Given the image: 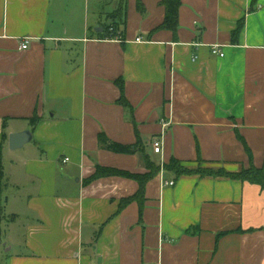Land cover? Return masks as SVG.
<instances>
[{"label": "crops", "instance_id": "crops-1", "mask_svg": "<svg viewBox=\"0 0 264 264\" xmlns=\"http://www.w3.org/2000/svg\"><path fill=\"white\" fill-rule=\"evenodd\" d=\"M161 1L0 0V264H264L258 184L162 171L121 207L137 180H90L148 172L100 134L233 172L250 164L240 135L264 164V0H181L176 33Z\"/></svg>", "mask_w": 264, "mask_h": 264}, {"label": "trees", "instance_id": "trees-1", "mask_svg": "<svg viewBox=\"0 0 264 264\" xmlns=\"http://www.w3.org/2000/svg\"><path fill=\"white\" fill-rule=\"evenodd\" d=\"M257 0H254V3ZM160 4L164 7L165 10V19L162 25L160 26L163 29H170L176 33L179 26V8L181 5V0H162ZM137 9L140 12H144V6L141 0H137ZM117 25V24H116ZM113 26V32L107 30L106 38L115 37L118 34L117 26ZM242 23L239 24L237 30L234 32V38L238 35L241 29ZM121 89L123 90L122 82H118ZM119 102L125 106H128V102L125 97L122 95L119 99ZM242 143L244 144L245 150L249 156L250 164L248 167H242L239 171H228L224 168L220 170H216L213 167H192L189 165H185L182 161L177 158H171L168 163L164 164V170L167 172H172L176 177L182 176H199L201 178L204 177H224L230 178L234 180H239L243 182H250L253 184H258L264 189V164L261 167H257L253 162V153L246 143V141L239 135ZM99 145L103 149H107L116 153H126V154H139L142 159L146 161L148 172L146 174H132L128 171L119 170L116 168H108V167H98L96 173L91 177L90 180H94L96 178L102 176H123L127 178H132L137 180L140 183V188L138 192L130 198L123 200L121 205L125 206L132 200H138L141 204H143L144 199V185L145 182L149 179L153 178L155 175L160 173L159 170L154 169V165L150 155L145 152L144 147L141 143H137L134 145H124L121 143L111 141L106 135H99ZM2 144L0 143V194H1V179L3 177V162H2ZM198 163H209L202 158H198Z\"/></svg>", "mask_w": 264, "mask_h": 264}, {"label": "built area", "instance_id": "built-area-1", "mask_svg": "<svg viewBox=\"0 0 264 264\" xmlns=\"http://www.w3.org/2000/svg\"><path fill=\"white\" fill-rule=\"evenodd\" d=\"M113 30H114V27H113V26H110V27H109V31H110V32H113ZM118 37H119V36H118ZM140 40H141V38H137V41H140ZM30 42H31V40H30L29 38H24V39L21 41L20 49H21V50H26V49H28L29 46H30ZM212 53H213L214 55H219V56H221V57H223V56L225 55V53L221 50L220 45H214V46L212 47ZM151 145H152V149H153V152H154V153H156V154H161V153H162V150H163V141H162L161 138H158V137L154 138V139L152 140ZM66 160H68V159H66ZM165 184H166V185L173 186V185L175 184V182H174L173 180H172V181H166Z\"/></svg>", "mask_w": 264, "mask_h": 264}, {"label": "water", "instance_id": "water-1", "mask_svg": "<svg viewBox=\"0 0 264 264\" xmlns=\"http://www.w3.org/2000/svg\"><path fill=\"white\" fill-rule=\"evenodd\" d=\"M10 148L15 150L21 148L26 143L30 142L32 139V134L30 131H22L18 133L10 134Z\"/></svg>", "mask_w": 264, "mask_h": 264}, {"label": "rangeland", "instance_id": "rangeland-1", "mask_svg": "<svg viewBox=\"0 0 264 264\" xmlns=\"http://www.w3.org/2000/svg\"><path fill=\"white\" fill-rule=\"evenodd\" d=\"M152 162H153L155 170H159L160 169L161 170L160 172L165 171L164 167H163L165 163H162L160 160H156V161L152 160ZM142 163L147 168V164H146V161L144 159H142ZM190 166H192V167H199V166H202V167H213L216 170H220V169L224 168V169L228 170L223 164H220V163H198V162H196V163H194V164H192ZM241 168H239V170Z\"/></svg>", "mask_w": 264, "mask_h": 264}]
</instances>
